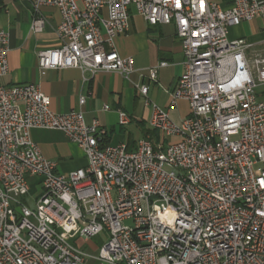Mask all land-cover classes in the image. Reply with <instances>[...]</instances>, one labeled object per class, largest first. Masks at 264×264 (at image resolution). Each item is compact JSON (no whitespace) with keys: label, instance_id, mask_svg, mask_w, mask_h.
Instances as JSON below:
<instances>
[{"label":"built area","instance_id":"built-area-1","mask_svg":"<svg viewBox=\"0 0 264 264\" xmlns=\"http://www.w3.org/2000/svg\"><path fill=\"white\" fill-rule=\"evenodd\" d=\"M28 1L34 32L46 24L42 6L61 16L59 44L38 51L42 75L74 67L129 78L134 61L114 41L128 33L132 9L151 25L174 23L185 70L169 106L184 99L190 113L177 123L152 104L150 126L170 140L106 143L107 128L82 108L56 112L38 85L2 82L9 34L1 29L0 264H264V41L229 38L230 27L264 20V0L228 8L219 0ZM166 65L149 67V79ZM139 90L147 96L149 86ZM118 116L130 122L124 110ZM35 127L62 130L86 166L58 172L33 142ZM30 177L40 178L36 194ZM99 235L97 255L71 243Z\"/></svg>","mask_w":264,"mask_h":264},{"label":"crops","instance_id":"crops-1","mask_svg":"<svg viewBox=\"0 0 264 264\" xmlns=\"http://www.w3.org/2000/svg\"><path fill=\"white\" fill-rule=\"evenodd\" d=\"M228 8L232 0H219ZM46 24L41 32H34L31 23L36 12L28 0H0V30L9 34V71L2 78L5 85L34 83L51 98L54 111L64 113L82 108L87 121L98 119L108 130L106 143H124L134 148L138 139L148 137L154 144L168 140L150 126L152 104L168 108L172 119L180 122L190 113L188 101L181 99L170 107V92L184 72L181 40L174 23L151 25L132 9L130 29L115 38V48L121 56H130L135 71L125 78L115 71H98L94 75L79 68L49 69L44 75L38 69V51L59 44L56 26L61 20L59 10L51 5L41 7ZM232 30H237L234 35ZM231 37H244L259 45L264 41V20L253 19L230 27ZM260 47V45H259ZM166 61L168 65L158 71L156 81L148 77V68ZM140 84L149 86L147 96L139 90ZM80 96H85L83 106ZM147 98L151 103L147 104ZM105 105L109 108L105 109ZM118 110L130 117L127 125L119 123ZM30 135L41 153L56 163V169L68 173L86 166L83 150L70 141L59 129L32 128ZM39 177H30L32 194L39 190ZM32 202V201H31ZM33 204V203H32Z\"/></svg>","mask_w":264,"mask_h":264},{"label":"rangeland","instance_id":"rangeland-1","mask_svg":"<svg viewBox=\"0 0 264 264\" xmlns=\"http://www.w3.org/2000/svg\"><path fill=\"white\" fill-rule=\"evenodd\" d=\"M232 31L234 32V35L238 34L237 30H232ZM233 32H232V34L230 33V37H229L230 39H234L233 37H231V35H233ZM173 120L175 122L179 123L178 120H175V119H173ZM126 223H128V222H126ZM103 242H104V237L100 236V235L92 238L89 241H85L84 239H82L80 237H78L74 240H71V243H73L75 246H77L78 248L85 250L88 253L93 254V255H97L99 253V249H100ZM90 264H95V261L94 260L90 261Z\"/></svg>","mask_w":264,"mask_h":264},{"label":"bare ground","instance_id":"bare-ground-1","mask_svg":"<svg viewBox=\"0 0 264 264\" xmlns=\"http://www.w3.org/2000/svg\"><path fill=\"white\" fill-rule=\"evenodd\" d=\"M199 253L198 245H189V254H197Z\"/></svg>","mask_w":264,"mask_h":264}]
</instances>
